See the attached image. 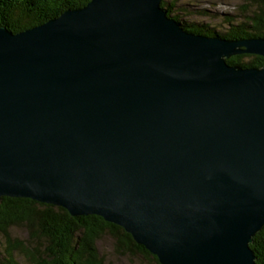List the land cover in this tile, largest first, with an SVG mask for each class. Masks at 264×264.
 <instances>
[{
	"label": "water",
	"instance_id": "water-1",
	"mask_svg": "<svg viewBox=\"0 0 264 264\" xmlns=\"http://www.w3.org/2000/svg\"><path fill=\"white\" fill-rule=\"evenodd\" d=\"M162 0L0 27V198L98 216L159 264H257L264 39L184 31Z\"/></svg>",
	"mask_w": 264,
	"mask_h": 264
},
{
	"label": "trees",
	"instance_id": "trees-1",
	"mask_svg": "<svg viewBox=\"0 0 264 264\" xmlns=\"http://www.w3.org/2000/svg\"><path fill=\"white\" fill-rule=\"evenodd\" d=\"M90 0H0V27L19 33L57 18L66 10L80 9ZM257 1L245 20L235 22L229 17L228 27L217 33L207 26L180 22L173 13V3L162 0L160 6L186 32L216 36L226 40L264 39V1ZM248 11V8H245ZM244 9V10H245ZM205 14V11H201ZM230 66L261 68L264 60L255 55H239L226 60ZM22 227L26 238L12 236V228ZM0 236L4 242L0 264H105L99 245L104 239L112 243L113 252L121 257H140L149 264H159L142 246L118 226L98 216L72 217L60 207L25 198H0ZM256 263L264 264V227L249 244Z\"/></svg>",
	"mask_w": 264,
	"mask_h": 264
},
{
	"label": "rangeland",
	"instance_id": "rangeland-1",
	"mask_svg": "<svg viewBox=\"0 0 264 264\" xmlns=\"http://www.w3.org/2000/svg\"><path fill=\"white\" fill-rule=\"evenodd\" d=\"M174 2L172 15H177L180 22L194 24L199 27L207 26L206 30H214L217 33L224 32L228 25L226 21L233 19L242 22L249 11L255 8V0H165ZM264 1V0H262ZM248 8V11L247 9ZM245 9V10H244ZM201 11H205L203 14ZM169 17V16H168ZM171 18V17H170ZM12 236L23 240L26 233L22 227L12 228ZM100 252L106 257L105 264H149L140 257H121L113 252L112 243L104 239L99 245ZM4 242L0 236V252L3 254ZM19 264H26L23 259L16 257Z\"/></svg>",
	"mask_w": 264,
	"mask_h": 264
}]
</instances>
